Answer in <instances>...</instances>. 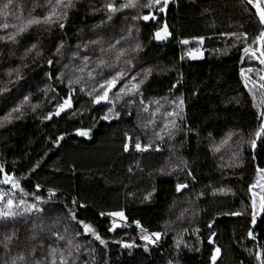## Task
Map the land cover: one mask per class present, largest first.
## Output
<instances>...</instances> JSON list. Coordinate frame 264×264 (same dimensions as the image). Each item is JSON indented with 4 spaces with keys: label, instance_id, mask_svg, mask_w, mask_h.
Wrapping results in <instances>:
<instances>
[{
    "label": "trees",
    "instance_id": "obj_1",
    "mask_svg": "<svg viewBox=\"0 0 264 264\" xmlns=\"http://www.w3.org/2000/svg\"><path fill=\"white\" fill-rule=\"evenodd\" d=\"M22 2L25 9L31 7V0ZM104 2L74 0L75 6L69 12L64 34V57L51 69L46 60L51 58L54 45L58 43V30L53 35L33 31L26 39L24 43L41 41L44 56L35 62L31 56L24 61L19 59L24 52L23 46H15V55L10 56L8 53L13 46L0 43V82L7 79L5 69L27 64L21 70L24 79L8 87L12 88V95L21 89L31 94L32 103L42 102L35 113L27 110L21 119L0 128V163L5 164L7 171L14 170L18 177H26L22 180L26 191L32 192L35 185L40 184L43 200H48L49 188L55 190L52 200L40 204L44 209L40 215L45 230L51 225L50 216L55 221L57 216L63 215L64 206H71L73 198L86 205L78 209L79 218L90 222L107 241L106 247L99 245L98 241L92 243L96 248V264H169V261L172 264H211L213 246L221 249L216 264H251L252 258L245 247L255 250L257 244L264 245V220L258 219L255 226L259 239L254 244L245 239L251 226L250 217L222 215L243 208L244 193L253 178L250 149L243 148L242 166L235 167L229 166L233 164L231 155L221 163L211 145L221 143L229 132L238 136L242 133L247 138L255 127L251 97L243 88L239 70L258 65L255 61L241 64L239 46L231 47V38L219 35L232 31L255 34L254 17L244 11L241 0H170L160 20L161 24L168 25L171 33L165 41L152 38L158 26L155 23L146 26L143 21H125L123 14L113 18L104 32L127 27L128 23L138 24L140 31H134L133 35L138 37L143 50L136 60L147 66L157 65V70L142 86L143 99L149 102L161 97L184 100V121L179 122V130L173 138L155 139L153 148L146 152L125 153L122 147L125 132L133 137L139 136L142 143H148V140L140 130L137 114L130 112L128 115L122 107L119 108V119L94 121L91 117L98 118L103 110L90 105L87 96L78 94L73 101L74 108L89 109L83 116L70 119L63 114L52 120H43L53 108L41 91L45 87V73L64 70L63 65L70 63L75 45L92 37L93 25L105 18L101 11H97ZM40 11L38 8L37 13ZM81 29L83 32L78 38ZM201 35L206 37L204 44L199 45L204 53L203 59L181 60L180 56L188 45H181L179 41ZM55 87L64 95L63 85L57 83ZM4 104L6 100L0 98V109L5 107ZM3 115L4 112L0 111V117ZM81 122L93 128L90 138L74 135V129L80 127ZM143 131L146 133L145 128ZM61 135L64 139L57 145L54 141ZM157 147L159 151H156ZM38 162L39 167L31 171ZM257 162L264 166V148L258 149ZM174 167L177 170H173ZM189 171L192 176L186 175ZM178 182H186L189 187L177 193L175 185ZM218 188L225 189V192L213 194ZM201 192L204 195L198 196ZM149 193L151 196L145 200ZM120 208L125 211L129 223L139 220L150 232L164 233L160 244L150 245L146 252L143 247L126 249L114 243L117 240L131 242L134 238L137 245L143 244L134 225L108 231L110 218L101 217L99 213ZM210 222L213 223L211 231L217 233L213 238L214 245L208 244L211 233L207 225ZM31 223L17 222L20 245L26 244L31 235ZM59 227L62 231L63 225ZM197 228L199 233L193 234ZM80 238L83 241L90 239ZM175 239L183 242L179 250L175 247ZM183 244L192 246V249L183 247Z\"/></svg>",
    "mask_w": 264,
    "mask_h": 264
},
{
    "label": "snow or ice",
    "instance_id": "obj_2",
    "mask_svg": "<svg viewBox=\"0 0 264 264\" xmlns=\"http://www.w3.org/2000/svg\"><path fill=\"white\" fill-rule=\"evenodd\" d=\"M244 11L254 17L256 25L255 34H249L245 31L221 32L220 36L231 38V47L239 46L242 53L239 57L241 64L255 61L258 66L241 67L239 75L243 88L251 97L252 108L254 109L255 127L248 133L247 138L240 133V145H246L251 152V163L253 164V178L247 185L244 193L245 200H242L243 208L241 210L224 212L222 215L233 217H250V227L247 229L245 239L253 242L258 241V234L255 232V226L259 220H264V166L257 162L258 149L264 148V0H241ZM170 0H105L100 9L104 15L97 24L91 28L92 37L86 42L77 43L75 51L71 52L70 63L64 64L63 68L67 71L60 70L58 72L48 71L45 73V87L41 89L44 99L48 104H52L53 108L48 111L43 120H52L54 117H61L62 114L67 115L70 119L83 116L89 109L84 107L74 108L73 101L78 94H83L89 98L90 105L96 109L103 110V114L98 118L91 117L94 121H112L119 119L121 112L117 105L123 102L125 108L136 104L143 112H149V104H145L143 99L142 86L145 84L153 69L143 68L139 72H135L134 61L136 56L143 50V45L139 42L138 37H134L133 33H139L138 24H130L121 30V34L116 36H107L104 32L105 28L110 27V22L117 14H123L125 21L129 19L133 22L143 21L145 25L152 23L158 26L152 33V38L156 41L168 40L171 36L168 25L161 24L160 20L165 14ZM75 6L74 0H31V7L25 9V5L18 0H0V43L13 46L9 51V55H15V46H23L24 52L19 57L24 61L29 56L33 61H37L44 56V49L39 39L33 43H24L33 31L37 33H47L57 35L58 43L54 45V51L51 52V58L46 60L49 68H53L56 63L63 59L66 51V43L64 34L67 32L69 23V12ZM41 11L37 13V9ZM144 10H147L145 12ZM159 14V15H158ZM77 34L80 38V33ZM210 38V37H207ZM206 37L194 36L191 39H181V45H189L196 42L203 45ZM203 51L201 47H188L180 56L181 60L185 58L196 60L201 59ZM79 61V63H75ZM27 64H20L14 68H7L4 71L6 80L0 82V98L6 100L5 107L0 109L4 115L0 117V128L13 123L15 120L21 119L24 110L30 109L33 113L41 107V101L32 103L31 94H25L21 89H17V94L12 95V88L8 85H16L24 79L22 68ZM13 76L15 79L13 80ZM51 83H48V82ZM63 85L64 95H61L56 84ZM176 87L175 84L172 85ZM51 93V95H49ZM161 100L167 102L168 97H161L160 100H152L151 104L156 108L150 112L151 117H155L161 112L163 105ZM171 101L174 105L172 111H163L164 117L163 127L160 131H153L156 139L162 140L164 137L161 133H167L169 139L172 138L175 131L179 130V122L184 121V100L177 98ZM10 106V107H9ZM131 115L130 112L127 113ZM156 126L154 119H149L144 125ZM95 125L93 124V127ZM93 128L81 126L74 129V135L81 138H90ZM236 133L229 132L222 139L220 145H213L215 152L221 151V145L227 144L232 140ZM64 139V135L57 137L54 141L57 145ZM123 151L128 153L135 151L138 153L146 152L153 148V143H142L139 136H131L128 132L124 133ZM159 151V148H156ZM242 147L238 146V150L232 153L233 164L229 166H242L241 153ZM39 167V162L31 171ZM173 170H177L175 167ZM131 171V169H129ZM187 176H192L189 171ZM26 177H18L15 171H7L4 163H0V250L3 251L5 259L2 264H96V248L92 247L93 241H98L99 245H107V241L101 237L96 228L84 219L79 218L78 209L85 208L86 205L79 204L75 198L72 199V205H65V213L57 216L53 225L48 227L50 242L39 244L40 254L37 256V244L40 240V234L44 232L45 225L41 217L44 209L40 204L48 203L56 195L54 189L49 188L48 200H43L41 196V185L36 184L35 190L26 191L22 186V180ZM193 179H195L193 177ZM189 187L188 183H176L175 190L180 193ZM210 187V186H209ZM225 192V189L218 188L213 190ZM201 192L198 196H203ZM151 196H145L147 200ZM101 217L110 218L109 232H113L119 228H130L132 225L138 230V238L143 241L142 245H137L134 238L131 242L117 240L114 243L119 244L122 248L132 249L134 247H143L144 251L149 250V246L157 245L164 233L159 231L150 232L144 228L139 220L128 222V217L123 208L112 211H101ZM184 213H181V217ZM195 215V213H193ZM179 218V217H178ZM31 221L29 239L33 241V245L26 251L18 249L13 251L16 244H19L18 221ZM40 221V223H36ZM60 225H63L61 231ZM210 230L208 236V244L214 245V237L217 233L212 230L213 223L207 225ZM188 231V229H183ZM199 233V229H194L193 234ZM81 236L86 239L81 242ZM199 242V241H198ZM182 241L175 239V247L177 250L181 248ZM183 247L192 249V246L183 244ZM194 250L199 251V248ZM245 251L252 258L251 264H264V245H256L255 250L245 247ZM221 255V249L213 246L210 261L216 264L218 257ZM107 264V262H105ZM169 264H172L169 261ZM243 264V262H242Z\"/></svg>",
    "mask_w": 264,
    "mask_h": 264
},
{
    "label": "rangeland",
    "instance_id": "obj_3",
    "mask_svg": "<svg viewBox=\"0 0 264 264\" xmlns=\"http://www.w3.org/2000/svg\"><path fill=\"white\" fill-rule=\"evenodd\" d=\"M128 25H130V23H128L127 26ZM125 28H126V26H123V28H120V29H117V30L112 28L109 31H105V34L107 36H116V37H118L121 34V30L122 29H125ZM134 37H136V36L134 35ZM188 47H200V46L195 42L193 45H188ZM185 50H187V49H185ZM203 56H204V53H203ZM203 56H202L201 59H203ZM196 60H200V59H196ZM134 64H135V68H134V71L135 72H139L143 68H151V69H153L152 73H154L157 70V65L156 64L155 65H148L147 66L144 63H140L136 59L134 61ZM64 71H67V70L64 69ZM25 94H27V93H25ZM173 100H176L178 102L177 98L169 99V101H167V102L161 101V104L163 105V108L161 109V112L160 113H157V115L154 118L150 116V112L153 109L156 108V105L151 104L149 101H145L144 100L145 104H149V112H143L139 107H137L136 104H133L132 106L125 108L123 106V102H121V104H118L117 105V108L119 110V108L122 107L125 110H127V112H134L135 114H137V116L139 118L140 130H141L142 134L145 135V137L148 140V142L151 141L153 143L154 140L156 139L153 136V131H160V128L163 127L164 117L162 116V113H163V111L165 109L167 111H172L174 109V105L171 103V101H173ZM4 106H5V104H4ZM73 106H74V103H73ZM27 110H30V109H27L26 108L24 110V112L27 111ZM149 119H154L155 120V125H156L155 127L154 126H151V125H149L147 128L144 127V125L147 123V121ZM141 126H142V128H141ZM143 127L146 129V133L143 131L144 130ZM176 132L177 131H175V133ZM161 135L164 137L162 140H165V139H168L169 138L168 135H167V133H161ZM172 138H173V136H172ZM156 140H159V139H156ZM220 144L221 143H218L216 145H220ZM238 146L244 148L246 145H240V136L236 135V136L232 137V140L229 141L227 144L221 145V151L220 152H215L214 150L213 151H214V153H215L216 156H219L218 159H220V162L222 163V161L224 160V158L230 159V158H228L229 155H231L230 157L232 158V153L233 152H236L238 150ZM211 147L213 149V145H211ZM50 218H52V219H50L51 222L49 224H51L50 226H52L53 223H54V220H53L54 217L53 216H50ZM48 222H49V220H48ZM40 237H41L40 240H38L36 242L37 249H38L37 250V256H39V254H40L39 244L41 242H44L45 244H47V243L50 242L48 228L46 230H44V232L42 234H40ZM79 239L81 240V242H84L85 241V240L83 241L81 238H79ZM14 245H15V247L13 248V251H16V250L21 249V248L26 251L28 248H30L33 245V241L28 238L26 240V244H23V245L18 244V245H16V242H15ZM5 258L6 257H5V255L3 253V251L0 250V264H2V262H3V260Z\"/></svg>",
    "mask_w": 264,
    "mask_h": 264
},
{
    "label": "built area",
    "instance_id": "obj_4",
    "mask_svg": "<svg viewBox=\"0 0 264 264\" xmlns=\"http://www.w3.org/2000/svg\"><path fill=\"white\" fill-rule=\"evenodd\" d=\"M138 231V230H137ZM158 244H160V241H159V243Z\"/></svg>",
    "mask_w": 264,
    "mask_h": 264
},
{
    "label": "water",
    "instance_id": "obj_5",
    "mask_svg": "<svg viewBox=\"0 0 264 264\" xmlns=\"http://www.w3.org/2000/svg\"><path fill=\"white\" fill-rule=\"evenodd\" d=\"M63 115V114H62Z\"/></svg>",
    "mask_w": 264,
    "mask_h": 264
}]
</instances>
